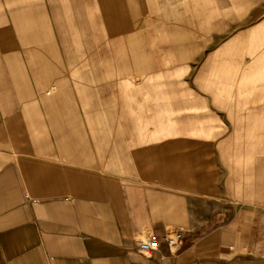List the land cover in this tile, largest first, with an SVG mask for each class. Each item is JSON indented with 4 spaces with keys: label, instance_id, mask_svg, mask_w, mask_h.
<instances>
[{
    "label": "crops",
    "instance_id": "1",
    "mask_svg": "<svg viewBox=\"0 0 264 264\" xmlns=\"http://www.w3.org/2000/svg\"><path fill=\"white\" fill-rule=\"evenodd\" d=\"M261 26L264 0H0V264H264V153L213 130L264 122Z\"/></svg>",
    "mask_w": 264,
    "mask_h": 264
},
{
    "label": "rangeland",
    "instance_id": "2",
    "mask_svg": "<svg viewBox=\"0 0 264 264\" xmlns=\"http://www.w3.org/2000/svg\"><path fill=\"white\" fill-rule=\"evenodd\" d=\"M254 47H259L261 53H262V57L260 58V66L264 67V26H261L259 29V41L258 42H254ZM178 76H176L173 73H164L160 75L159 80L162 82H172L174 81V79H177ZM189 75H187L186 77H184V72L182 71L181 73V81H182V90H181V98L182 101L192 95H190V91L188 89H186L185 84L183 83L184 81L189 79ZM144 80V79H143ZM155 80V79H152ZM152 90L149 91V93L151 94ZM165 92L171 93V90H166ZM195 95H193L194 97ZM199 95H196V98H198ZM261 102L262 105L259 108L260 113L263 115L264 113V90H261ZM172 107L170 106H165V111L168 112V109H171ZM250 108V112L251 109L253 110V107H247V109ZM258 107H255V110ZM182 109V117H184L185 115H189V114H194V113H198L199 112V107H188V106H183L181 107ZM251 117H249V120H245L244 122H239V123H218L216 125H218V127L215 126V122L213 123L214 128L213 130H223L226 131L227 127L228 129L231 131L230 133H232L229 138H222L223 140V144L226 145L230 152H238V155L240 156V161L247 164V162H251L253 159V150L254 149H260V151L262 153H264V122L261 121L260 123L256 122V121H252ZM168 124V123H166ZM170 124V123H169ZM172 124V123H171ZM182 130H185L183 128H189L190 124L191 126H194V123H189V122H182ZM196 125H200L202 127H204V123H196ZM167 126V125H166ZM172 128V127H170ZM169 128V129H170ZM239 133L241 134V136L236 137L235 134ZM171 137V136H170ZM160 140V139H159ZM164 141L165 143V148L167 151H171L173 149L172 147V138H163L161 139ZM198 140V139H197ZM200 140V139H199ZM221 138H217L214 139V142L220 141ZM243 151V152H242Z\"/></svg>",
    "mask_w": 264,
    "mask_h": 264
},
{
    "label": "built area",
    "instance_id": "3",
    "mask_svg": "<svg viewBox=\"0 0 264 264\" xmlns=\"http://www.w3.org/2000/svg\"><path fill=\"white\" fill-rule=\"evenodd\" d=\"M164 242L171 252H176L182 245L183 239L180 231L168 228L160 237L148 234L135 240L136 251L142 256H148L157 249L160 242Z\"/></svg>",
    "mask_w": 264,
    "mask_h": 264
}]
</instances>
